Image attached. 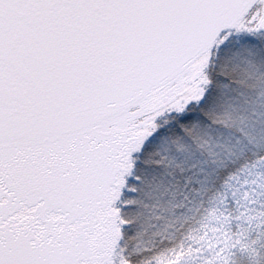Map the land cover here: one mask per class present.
<instances>
[{"label":"snow or ice","instance_id":"snow-or-ice-1","mask_svg":"<svg viewBox=\"0 0 264 264\" xmlns=\"http://www.w3.org/2000/svg\"><path fill=\"white\" fill-rule=\"evenodd\" d=\"M0 264H264V0H0Z\"/></svg>","mask_w":264,"mask_h":264}]
</instances>
